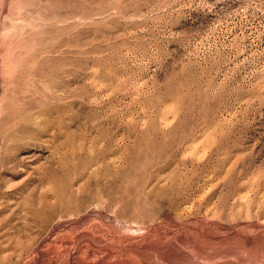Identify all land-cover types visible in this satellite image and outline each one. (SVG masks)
Returning a JSON list of instances; mask_svg holds the SVG:
<instances>
[{
  "label": "rangeland",
  "instance_id": "374dc122",
  "mask_svg": "<svg viewBox=\"0 0 264 264\" xmlns=\"http://www.w3.org/2000/svg\"><path fill=\"white\" fill-rule=\"evenodd\" d=\"M150 234L264 264V0H0V264Z\"/></svg>",
  "mask_w": 264,
  "mask_h": 264
},
{
  "label": "bare ground",
  "instance_id": "6f19581e",
  "mask_svg": "<svg viewBox=\"0 0 264 264\" xmlns=\"http://www.w3.org/2000/svg\"><path fill=\"white\" fill-rule=\"evenodd\" d=\"M100 234V233H99ZM97 235L94 230H91V231H88V232H84L82 234V236L84 238H86L89 242H94V241H102L103 239V236L101 235ZM104 234V233H103ZM192 234V233H191ZM117 237V236H116ZM192 235H188V236H185L183 237L184 240H191L192 242H194V240H192ZM82 238V237H81ZM82 238V239H84ZM163 238V237H162ZM85 242V241H83ZM123 243V242H122ZM167 243V240H163V239H159L157 238L155 235L153 234H150L149 236H147V238L145 239V241L141 244H136V243H133L131 245V248L126 251L125 253V258H121L117 261V263H114V264H140V261H139V257H137L136 255H139L142 257V260H144L145 264H156L154 262H149L148 259L150 257H152V255L148 252L149 250L151 249H156V248H160V245H163V244H166ZM109 245V244H108ZM112 245V244H111ZM105 247V246H104ZM117 247V246H116ZM116 247H113L116 248ZM110 248V247H109ZM111 250V249H110ZM131 250V251H130ZM114 251V250H113ZM117 251V250H115ZM157 251V254L159 256H162L163 255V258L165 259H168V260H171L172 257H171V254L168 253L166 250H163V248H161L160 250H156ZM221 251V249L218 250V253ZM235 251V250H234ZM55 253V256L57 259H60V257L62 256L60 254V252H57V251H54ZM108 257V255L106 256ZM48 260V257L45 256V257H42L40 260H39V263L40 264H43L44 262H47ZM77 260V259H76ZM83 260V259H81ZM113 261V260H112ZM85 262V261H84ZM110 262H108L107 260L103 259L101 260L99 263H89L87 261V263L85 264H109Z\"/></svg>",
  "mask_w": 264,
  "mask_h": 264
}]
</instances>
